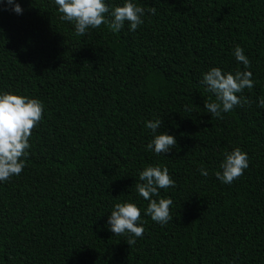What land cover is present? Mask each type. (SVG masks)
Instances as JSON below:
<instances>
[{
  "label": "trees",
  "instance_id": "obj_1",
  "mask_svg": "<svg viewBox=\"0 0 264 264\" xmlns=\"http://www.w3.org/2000/svg\"><path fill=\"white\" fill-rule=\"evenodd\" d=\"M14 2L22 14L0 0V93L39 99L44 112L25 168L0 182V264H264V0H133L145 8L135 31L104 24L84 36L54 0ZM123 2L105 0L106 19ZM212 67L250 71L254 87L238 95L251 103L209 113ZM156 119L157 134L176 138L167 154L146 147ZM236 147L248 167L222 183L215 173ZM149 165L175 182L153 197L173 201L164 225L136 190ZM123 202L141 209L131 246L108 225Z\"/></svg>",
  "mask_w": 264,
  "mask_h": 264
},
{
  "label": "clouds",
  "instance_id": "obj_2",
  "mask_svg": "<svg viewBox=\"0 0 264 264\" xmlns=\"http://www.w3.org/2000/svg\"><path fill=\"white\" fill-rule=\"evenodd\" d=\"M58 5V11L63 21L74 23L75 34L84 36L91 29L99 28L106 24L113 32H119L125 22H128L130 30L135 31L143 23L141 17L145 14V8L138 6L133 0H124L122 6H116L111 11L112 19H106L109 7L105 0H54ZM13 5L12 10L22 14L23 9L14 0H7ZM147 11L153 15L155 7H149ZM235 59L241 62L245 69L250 68L249 58L244 54V49L237 45L234 49ZM250 71L237 70L234 74L224 72L219 67H212L203 74L202 84L205 90L214 94L215 99L204 103V108L217 118H223L222 113H227L235 106L249 104L246 97L238 94L244 89L254 87ZM259 107L264 108V98L259 99ZM44 112L43 103L36 98L25 95H17L12 92L0 93V182L9 181L13 176H18L25 168V158L31 147L29 143L33 129L42 120ZM161 119L146 122L145 127L150 129L154 138L147 144V149L157 155L167 154L176 148V138L166 133L157 134L161 126ZM248 167V156L239 147L225 153V158L220 165L221 171L215 176L225 184H232L234 180L243 175ZM200 174L208 175V171L202 166ZM140 183L136 184V190L141 197L149 201L146 214L152 221L161 225L167 224L173 219L170 197H159V189L175 187V182L169 174L167 167L149 165L139 173ZM108 225L116 236L128 234L127 244H135V238L141 237L144 227L141 223V209L133 202L116 203L108 216Z\"/></svg>",
  "mask_w": 264,
  "mask_h": 264
}]
</instances>
